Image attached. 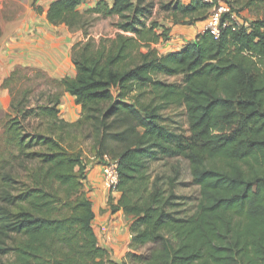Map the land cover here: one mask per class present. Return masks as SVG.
<instances>
[{
  "label": "trees",
  "instance_id": "trees-1",
  "mask_svg": "<svg viewBox=\"0 0 264 264\" xmlns=\"http://www.w3.org/2000/svg\"><path fill=\"white\" fill-rule=\"evenodd\" d=\"M215 1L237 19L233 5L256 15L226 24L217 38L203 28L165 53L157 45L171 29L205 22L210 4L98 0L82 10L83 0L49 3L50 24L81 34L70 48L75 73L57 79L15 67L1 82L10 100L0 118V264H264V0ZM156 7L171 27L152 18ZM110 17L113 35L90 34ZM175 76L180 83L164 79ZM40 77L48 87L35 93ZM65 93L80 111L72 122L60 117ZM173 106L185 110L186 131L167 122ZM76 129L93 141L98 163L104 155L117 160L108 204L129 220L118 261L94 223L82 152L62 141ZM173 158L188 162L198 186L189 214L175 202L187 198L174 193L177 169L149 175L152 162Z\"/></svg>",
  "mask_w": 264,
  "mask_h": 264
},
{
  "label": "crops",
  "instance_id": "crops-1",
  "mask_svg": "<svg viewBox=\"0 0 264 264\" xmlns=\"http://www.w3.org/2000/svg\"><path fill=\"white\" fill-rule=\"evenodd\" d=\"M51 1L53 0H39L38 4H41L42 8L40 14L33 11L13 12L0 25V118L7 111L10 100L8 91L1 87V82L15 67L38 66L51 77L57 79L66 75L73 76L75 73L70 61V48L74 42L81 39V34L80 32L71 33L64 25L54 26L46 20V9ZM97 1L83 0L81 9L91 8ZM107 1L110 3L112 0ZM204 24L203 21L192 26H174L171 29L170 38L172 40V37L182 36L185 38V43L191 42L202 31ZM61 101L62 106H66V110H71L70 113L72 111L76 112L72 120L68 119L70 122L75 121L80 111L74 103V98L65 93ZM93 160L86 167L85 190L93 204L94 223L102 227L105 223L107 224L106 220L109 216L118 217L121 216L122 212L120 210L116 212L110 210L109 196H114L115 193H110L105 189L101 164L94 158ZM123 235L125 244H127L129 234ZM102 244L111 251V258L114 261L121 260L127 251V248L122 249L118 255L119 259L106 246L105 239H103Z\"/></svg>",
  "mask_w": 264,
  "mask_h": 264
},
{
  "label": "rangeland",
  "instance_id": "rangeland-1",
  "mask_svg": "<svg viewBox=\"0 0 264 264\" xmlns=\"http://www.w3.org/2000/svg\"><path fill=\"white\" fill-rule=\"evenodd\" d=\"M180 1L185 2L186 0H180ZM239 1H243V0H239ZM38 3H39V0H0V25H2V23L5 22V19L9 18V14L13 12L18 13V12L33 11L37 13L36 9L38 7H41L40 6L41 4H38ZM231 7L233 9H238L237 16H238L239 21L241 22H248L251 19H253L256 15L255 10L253 11L248 10V9L239 10V6L237 5H233ZM165 14H166L165 12L163 11L160 12L159 8L156 7V9L153 12L152 18L158 21L159 24L169 28L171 27L172 22L169 18H164ZM116 20H117L116 17L99 19L90 28L89 32L92 36L96 38L101 35H113L115 32L114 23ZM186 43H185V38H183L182 36H178L177 38L172 37V40L169 36V38H165L163 43H161L160 45H157V49L159 52L165 53L168 51L179 49L183 47ZM20 67H34V68H39L43 70L42 68L38 66H20ZM44 73L47 74V72L45 71ZM47 75L51 77L49 74ZM164 79H166L169 82L180 83L181 76L164 77ZM37 81L41 82L42 84L37 89H35V93H37L39 90H44L45 88L48 87V84L46 85L43 78L40 77ZM62 104L63 103L61 101V104L59 106L60 107L59 108L60 117L63 118L65 121L70 122L68 119L70 118L72 120L75 117L76 112L72 111V113H70L71 110H66V106L64 107L62 106ZM164 114L167 118V122L169 123L171 127L176 129L177 131L187 130V119H186L185 110L183 109V107L181 106L170 107L164 111ZM34 124H35V127L38 126V121H35ZM40 131L41 132L45 131L44 126H40ZM74 132H72L69 135L64 134L63 136L64 140L62 139L63 144L69 149L80 150L82 152V155L84 157L86 164H88L91 161H94L92 158V156L94 155L93 141L90 139L89 136L84 135L82 132H80V129H76V132L75 133ZM0 135H1V128H0ZM2 149L3 148L1 145V137H0V150ZM175 169L178 170V174H177V179L174 184V189H173L174 193L176 195H183L187 197L185 200H175V202L180 205H184V206H180L179 209L184 208L185 214H189L193 211L197 203L198 186L192 183L188 162L186 160L182 158H173V159H169L166 161H154L150 164L149 175L151 179L156 174L166 178L169 176H173ZM18 176L20 177L22 181H25V175L22 169L19 170ZM20 188L21 187L17 189H20ZM12 193L15 194L17 193V191L13 190ZM57 206H59V204ZM106 222L107 224L106 223L104 224L103 226L104 228L102 230L98 225L95 224V226L100 231L101 241L105 239L106 246L112 250V253L116 256V258L117 257L119 258L118 255L120 251L122 249H126L127 244H125L123 234L128 233L127 225L129 223V220L123 215V213H121V216H118V217L109 216ZM119 223L120 225H118ZM117 225H118L119 230L117 228ZM7 258H10V256H7L3 259L6 260Z\"/></svg>",
  "mask_w": 264,
  "mask_h": 264
},
{
  "label": "built area",
  "instance_id": "built-area-1",
  "mask_svg": "<svg viewBox=\"0 0 264 264\" xmlns=\"http://www.w3.org/2000/svg\"><path fill=\"white\" fill-rule=\"evenodd\" d=\"M203 1L211 5L208 18L203 28L208 30L214 38L219 36L221 27H224L226 24H231L232 22L237 23L238 19L235 13L231 12V8L228 5L222 2H216L215 0ZM223 14H228V18L221 23ZM101 172L105 188L113 192L118 181L117 160L104 155L102 158ZM100 228L102 230L104 227L102 226Z\"/></svg>",
  "mask_w": 264,
  "mask_h": 264
}]
</instances>
